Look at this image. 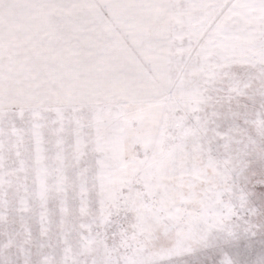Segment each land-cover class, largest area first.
Listing matches in <instances>:
<instances>
[{"label":"snow or ice","instance_id":"6c2138e0","mask_svg":"<svg viewBox=\"0 0 264 264\" xmlns=\"http://www.w3.org/2000/svg\"><path fill=\"white\" fill-rule=\"evenodd\" d=\"M0 264H264V0H0Z\"/></svg>","mask_w":264,"mask_h":264}]
</instances>
